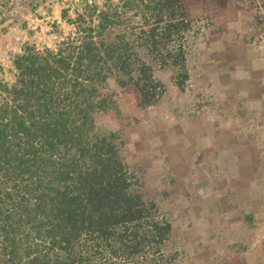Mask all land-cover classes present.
<instances>
[{"label":"trees","instance_id":"1","mask_svg":"<svg viewBox=\"0 0 264 264\" xmlns=\"http://www.w3.org/2000/svg\"><path fill=\"white\" fill-rule=\"evenodd\" d=\"M55 2L0 0V24ZM68 12L54 48L26 45L12 83L0 69V264H179L166 193L97 119L116 109L110 79L142 108L164 96L158 73L186 90L205 27L183 0H80Z\"/></svg>","mask_w":264,"mask_h":264},{"label":"rangeland","instance_id":"2","mask_svg":"<svg viewBox=\"0 0 264 264\" xmlns=\"http://www.w3.org/2000/svg\"><path fill=\"white\" fill-rule=\"evenodd\" d=\"M78 1L80 0H56L52 5L46 4V8L40 7L37 13H30L29 9L24 13V8L20 6L6 13L9 15L8 20L0 24V69L5 81H14V74L9 72L11 62L26 45L35 46L39 50L43 47L54 48L58 41L69 33L70 28L61 19V10L68 8V14L73 17L72 9ZM96 1L101 3V0ZM235 1H247L251 7H256L258 18L264 22V0ZM183 2L190 15L205 27V36L198 42L200 46L210 31V17L205 13L192 14V6H197L196 0ZM38 13L41 16H37ZM54 22L56 27L52 25ZM157 78L162 82L166 79L160 73ZM170 83L168 81L164 84L165 88ZM192 84L193 82L189 83L184 95H179L175 105L170 94L161 104L142 108L138 105L139 96L135 90L120 89L115 81L110 79L108 87L118 93L116 109L98 118L97 124L118 131L124 141L127 163L141 174L142 180L153 192L166 193L165 203L161 202L168 211L180 244L182 254L179 256V264H264L263 218L258 217L257 222L251 226L252 232L248 234L251 236L248 238L254 240L251 250L242 248L246 243V233H242L241 227L235 222L239 218L228 219L223 214L227 210L226 204L229 203L235 208V185L242 184L241 188H246L247 184L253 183L257 198L263 200L264 191L260 189H264V132L261 134L262 130L252 125L254 122L234 131V134L241 138L243 135L258 137L256 146L248 140L244 141L245 144L240 142V147L247 153L253 154L256 151L253 165L251 163L252 174L248 173L242 177H234L229 169L221 171L219 167L217 170L213 169L212 174H208L210 171L205 168V161L203 165L192 168L187 175H181L173 169L171 161H165L164 155H161L158 141L161 139L166 144L167 137L174 135L175 129H181L184 121L182 119L199 113L200 108L208 102L205 94L196 98L195 93L191 91ZM195 98L199 100L196 104L193 102ZM187 101L190 114L184 109L187 108L184 106ZM177 124H180V127L176 126ZM248 158V161H251L252 158ZM250 171L249 167L248 172ZM213 177L218 179L213 181ZM226 188L229 192L225 191ZM251 218L253 219L252 216ZM250 252L257 254V259L260 260L255 262L254 256L248 254Z\"/></svg>","mask_w":264,"mask_h":264},{"label":"crops","instance_id":"3","mask_svg":"<svg viewBox=\"0 0 264 264\" xmlns=\"http://www.w3.org/2000/svg\"><path fill=\"white\" fill-rule=\"evenodd\" d=\"M196 1L192 14H207L211 27L206 40L198 47V74L191 91L196 98L205 94L208 102L199 113L182 119L181 129H175L174 135L167 137L166 144L160 139L159 150L164 160L171 161L173 169L181 175H187L192 168L203 165L205 161V168L210 171L208 174L220 168L221 171L229 169L234 177H242L252 174L256 151L247 153L240 147V142L245 144L244 141L248 140L256 146L258 137L243 135L241 138L234 131L254 122L252 125L260 128L261 134L264 132V22L258 18L257 8L251 7L245 0L244 3L235 0ZM160 74L166 78L164 83L160 80L163 84L170 83V73ZM185 91L170 83L159 103L171 94L175 105L179 95H184ZM196 98L193 101L195 104L199 102ZM184 106L189 112L188 101ZM180 124L176 126L180 127ZM260 141L263 140L260 138ZM248 156L251 161H248ZM217 179L213 177L212 180ZM235 186L237 200L234 206L239 210L236 211L228 203L223 214L228 219L239 218L235 222L242 233H246V243L242 248L253 250L254 240L248 238L251 237L248 234L258 217L264 220V198L262 201L257 198L253 183L247 184L246 188H241L242 184ZM260 190L264 191L263 188ZM248 254L254 256L255 262L260 260L257 254Z\"/></svg>","mask_w":264,"mask_h":264}]
</instances>
